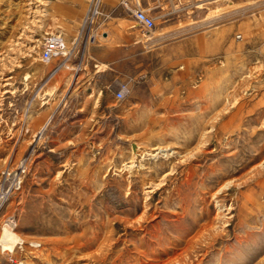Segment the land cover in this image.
Returning <instances> with one entry per match:
<instances>
[{"label":"rangeland","instance_id":"rangeland-1","mask_svg":"<svg viewBox=\"0 0 264 264\" xmlns=\"http://www.w3.org/2000/svg\"><path fill=\"white\" fill-rule=\"evenodd\" d=\"M89 1L0 0V264H264V0Z\"/></svg>","mask_w":264,"mask_h":264},{"label":"built area","instance_id":"built-area-1","mask_svg":"<svg viewBox=\"0 0 264 264\" xmlns=\"http://www.w3.org/2000/svg\"><path fill=\"white\" fill-rule=\"evenodd\" d=\"M122 8H124L129 16L146 31L151 32L155 29V20L149 17L145 12L141 0H118ZM104 0H90L88 11L83 19V30L85 28H92L96 19L102 15L101 9ZM239 38H241L239 36ZM71 50L68 49L64 38L60 35H48L43 42L41 59L45 63H49L55 59H60L69 56ZM125 88L117 92V99L125 98ZM20 189V188H19Z\"/></svg>","mask_w":264,"mask_h":264},{"label":"bare ground","instance_id":"bare-ground-1","mask_svg":"<svg viewBox=\"0 0 264 264\" xmlns=\"http://www.w3.org/2000/svg\"><path fill=\"white\" fill-rule=\"evenodd\" d=\"M233 120H234V118H233ZM213 128H214V126H213ZM215 128H216V127H215ZM217 128H218V127H217ZM209 132H211V131H209ZM219 132H220V131H219ZM161 152H163V151H161V149H160V151H158V152L155 151L156 154H157V153L160 154ZM152 154H153V153H152ZM156 154H155V155H156ZM157 155H158V154H157ZM262 162H263V160H262ZM262 162H261V163H262ZM263 163H264V162H263ZM256 171H257V167H254V168H252V169L248 172V174H249V175H250V174H254ZM161 183H163V182H161ZM230 184H232V183H229V184L227 183L224 187H222L220 190H218L217 192H215V193L212 195V197L216 200L217 197L219 196V194H220L222 191H224V189H225L227 186L229 187ZM159 186H160V185H157V187H159ZM157 187H156V188H157ZM228 187H227V188H228ZM156 190H157V189H156ZM150 192H151V191H150ZM5 200H6V196H5V194H4L3 196L0 197V203L5 202ZM216 203H217L218 206L220 207V212H223V211L225 210L224 208H225L226 206H224V204H223V205L220 204V201H219V200H216ZM225 205H226V204H225ZM223 209H224V210H223ZM226 210H227V211H231L230 209H226ZM220 212H219V213H220ZM145 213H146V212H145ZM217 213H218V212H217ZM227 213H228V212H227ZM227 213H226V214H227ZM221 214H222V213H221ZM224 214H225V213H224ZM224 214H223V216H224ZM226 214H225V215H226ZM221 217H222V216H221L220 214H217V217H216V218L219 219V218H221ZM222 218H223V217H222ZM227 218H228V217H227ZM225 219H226V218H225ZM142 220H143V218H142V219L139 218V220H137V222H138V223H141ZM228 220H229V219H228ZM226 221H227V219H226ZM223 223H224V222H223ZM226 223H229V222H226ZM209 225H210V224H209ZM225 225H227V224H225ZM134 226H135V224H134ZM221 227H222V226H221ZM224 227H225V226H224ZM193 241H194V240L192 239L191 242H190V243H187V244H188L189 246H191V243H193ZM104 242H105V241H104ZM105 243H106V244L102 243L103 245H101V248H104L105 245H107V242H105ZM111 243H112V241H111ZM107 246H108V245H107ZM107 246H106V247H107ZM189 246H188V247L186 246V247L189 249ZM107 248H108V247H107ZM97 250H98V249H97ZM99 251H100V249H99ZM103 251H104V250H103ZM184 251H185V250H184ZM97 253H98V252H97ZM98 254H99V253H98ZM103 255H104V254H103ZM88 256H89V255H88ZM90 256H91V255H90ZM105 257H106V256H105ZM107 257H109V256L107 255ZM105 259H106V258H105ZM108 259H109V258H108ZM86 260H87V259H86ZM103 260H104V258L102 259V262H103ZM102 262H101V263H102ZM106 262H107V261H106ZM94 263H95V262H94ZM94 263H93V264H94ZM79 264H80V263H79ZM91 264H92V263H91ZM96 264H97V263H96ZM104 264H106L105 261H104ZM138 264H139V263H138ZM151 264H152V263H151ZM161 264H162V263H161ZM165 264H166V263H165ZM168 264H169V263H168Z\"/></svg>","mask_w":264,"mask_h":264},{"label":"crops","instance_id":"crops-1","mask_svg":"<svg viewBox=\"0 0 264 264\" xmlns=\"http://www.w3.org/2000/svg\"><path fill=\"white\" fill-rule=\"evenodd\" d=\"M144 1V0H143ZM156 4H157V8H161L163 5V2H161V0H155ZM145 3V2H144ZM104 4V3H103ZM103 6V5H102Z\"/></svg>","mask_w":264,"mask_h":264}]
</instances>
